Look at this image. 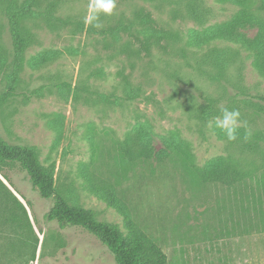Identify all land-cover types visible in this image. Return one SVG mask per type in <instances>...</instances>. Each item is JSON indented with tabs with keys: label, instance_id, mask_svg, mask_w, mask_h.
Returning <instances> with one entry per match:
<instances>
[{
	"label": "rangeland",
	"instance_id": "obj_1",
	"mask_svg": "<svg viewBox=\"0 0 264 264\" xmlns=\"http://www.w3.org/2000/svg\"><path fill=\"white\" fill-rule=\"evenodd\" d=\"M10 1L0 0V98L13 70ZM52 1L58 4L53 19L24 23L35 42L14 95L0 106V137L37 148L43 166L55 165L59 192L126 233L123 216L95 190L101 181L113 184L169 264H264V230L251 231L259 222L254 209L264 210V142H259L262 154H252L215 130V118L227 108L240 112L236 129L264 134V114L254 104V97H264V76L246 50L215 42L241 54L224 77L213 79L211 67L202 65L201 71L197 51L186 46L194 31L231 20L240 6L231 0H116L110 15L101 11L89 22L96 0H38L35 9L46 11ZM189 4L206 15L204 25L189 13ZM145 20L154 32H172L182 41L156 37L146 43ZM257 31L240 32L252 39ZM127 85L141 88L140 95L127 100ZM106 96L117 103L109 104ZM208 99L218 101L220 113L202 122L196 109ZM139 125L152 130L156 149L162 147L160 136L175 132L190 145L198 167L231 156L245 166L255 163L256 175L229 187L199 181L176 155L161 165L155 160L130 164L119 144ZM0 179L26 207L34 231L29 236L25 228H0L1 264H117L87 231L49 222L53 200L42 199L25 172L6 169ZM35 236L37 260L30 262L34 247L28 239Z\"/></svg>",
	"mask_w": 264,
	"mask_h": 264
},
{
	"label": "trees",
	"instance_id": "obj_2",
	"mask_svg": "<svg viewBox=\"0 0 264 264\" xmlns=\"http://www.w3.org/2000/svg\"><path fill=\"white\" fill-rule=\"evenodd\" d=\"M226 1V0H224ZM240 6V10L234 17L224 23L215 24L202 31H194L186 40V46L197 51L198 66L202 71V65L211 67L208 75L213 79L224 77L225 70L240 56V50L226 47L221 49L215 42L235 44L246 50L253 58L254 68L264 76V0H231ZM259 2V5H257ZM38 0H11L6 7V15L10 24L13 41V70L9 76V88L2 98L0 106L6 103L14 94L22 72L25 55L29 47L35 42V36L25 27L26 20L33 17L53 19V14L58 9L57 2H50L46 11L38 12L35 7ZM256 7V8H255ZM189 13L200 24L204 25L206 15L189 4ZM144 21L145 27L142 34L148 44H153L156 37L175 42L182 41L181 36L175 33H156ZM257 27V34L249 39L240 31L246 28ZM117 37V36H116ZM205 50V52H203ZM203 52V53H202ZM211 71H215L212 76ZM207 75V72L204 71ZM127 100H133L141 93V88L134 89L127 85L125 88ZM109 104L117 103V99L106 96ZM255 106L264 114V97L256 96ZM218 101L208 99L205 104L196 109V117L202 122H208L218 116ZM219 138L228 140L225 133L215 126ZM155 135L145 125L137 126L130 132L126 139L119 144V153L130 164L148 163L155 160L158 164H164L174 155L180 157L188 165L195 178L203 183H219L226 186H234L246 177L256 175L258 167L245 166L233 157H220L212 160L204 167H198L190 145L180 139L175 132H169L166 136H160L162 143L160 149L153 146ZM236 139L229 140L232 145L240 147L242 151L252 154H262L259 142H264V134H249L245 130L236 129ZM20 169L25 172L40 197L45 200H53V205L46 215L49 222H56L62 229L66 227L81 228L98 241H100L113 255L117 264H169L167 255L161 247L155 243L134 222L130 211L121 198L118 197L115 186L108 181H101L95 188L99 197H102L109 207L114 208L124 218L127 232L121 231L116 224L98 220L94 211L72 203L66 196L59 192L55 183V165L45 167L41 164L37 148L32 146L11 145L0 137V172L6 169ZM260 182V181H259ZM262 206V200L258 201ZM257 215L259 222L251 226V231L264 230V210ZM14 227L25 228L29 236H33L32 224L23 203L0 179V228ZM34 251L30 262L37 260L38 237L28 239ZM1 264V263H0Z\"/></svg>",
	"mask_w": 264,
	"mask_h": 264
},
{
	"label": "clouds",
	"instance_id": "obj_3",
	"mask_svg": "<svg viewBox=\"0 0 264 264\" xmlns=\"http://www.w3.org/2000/svg\"><path fill=\"white\" fill-rule=\"evenodd\" d=\"M116 7V0H96V7L94 13L90 18L89 22H95L98 20L99 12H104L105 14H111ZM94 26L99 28L102 25L98 22L94 23ZM240 120L239 110L227 108L221 110V115L215 118V126L220 128L228 140H235L236 137V127Z\"/></svg>",
	"mask_w": 264,
	"mask_h": 264
}]
</instances>
